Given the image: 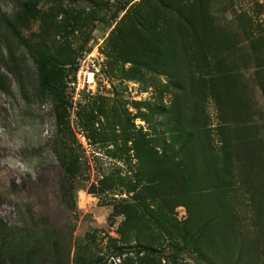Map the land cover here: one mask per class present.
Listing matches in <instances>:
<instances>
[{"label": "rangeland", "instance_id": "obj_1", "mask_svg": "<svg viewBox=\"0 0 264 264\" xmlns=\"http://www.w3.org/2000/svg\"><path fill=\"white\" fill-rule=\"evenodd\" d=\"M0 80L1 260L264 264V0H0Z\"/></svg>", "mask_w": 264, "mask_h": 264}, {"label": "trees", "instance_id": "obj_2", "mask_svg": "<svg viewBox=\"0 0 264 264\" xmlns=\"http://www.w3.org/2000/svg\"><path fill=\"white\" fill-rule=\"evenodd\" d=\"M24 10L26 13L32 14L35 12L34 4H25ZM23 19L19 16V20ZM23 21H21L22 23ZM25 22V20H24ZM24 25V24H23ZM37 71L40 77L39 89L41 92H47L55 98V116L58 124H63L66 119V107L63 100V87L60 82L62 81V69L58 63H54L50 58H43L37 62ZM0 91L5 92L3 82L0 80ZM68 178H75L78 174V169L75 167V163L70 159L65 165L64 169ZM4 257V256H3ZM33 257V256H32ZM32 257L24 256L25 260L21 264H32ZM0 264H9L5 260L0 259Z\"/></svg>", "mask_w": 264, "mask_h": 264}]
</instances>
